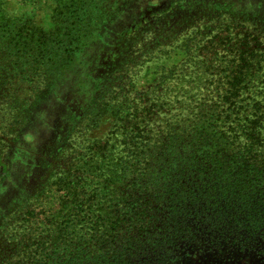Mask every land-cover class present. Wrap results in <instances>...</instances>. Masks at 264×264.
Returning a JSON list of instances; mask_svg holds the SVG:
<instances>
[{"label":"trees","instance_id":"16d2710c","mask_svg":"<svg viewBox=\"0 0 264 264\" xmlns=\"http://www.w3.org/2000/svg\"><path fill=\"white\" fill-rule=\"evenodd\" d=\"M55 3L53 30L21 23L14 46L6 47L15 76L37 92L83 47L94 40L108 44L96 35L104 20L93 0L87 7L71 0L73 10L64 14L62 0ZM256 11L224 21L240 23L233 36L238 63L228 68L227 81L195 84L188 97L155 104L158 112L139 108L133 99L120 101L117 84L97 88L88 120L96 126L102 116H112L107 139H117L122 155L105 169L108 175L92 195L81 196L78 184L68 182L69 197L51 230L16 243L13 264H169L193 251L197 239L243 256L264 249V81L255 83L264 69V21ZM163 109L168 117L160 118ZM162 119L172 121L165 132ZM111 150L113 144L103 148V165ZM85 185L90 188L92 180Z\"/></svg>","mask_w":264,"mask_h":264},{"label":"rangeland","instance_id":"374dc122","mask_svg":"<svg viewBox=\"0 0 264 264\" xmlns=\"http://www.w3.org/2000/svg\"><path fill=\"white\" fill-rule=\"evenodd\" d=\"M93 3L104 20L96 35L108 44L102 46L97 38L83 47L62 74L48 81V88L37 92L33 83L15 76L6 47L14 46L21 23L53 30L58 20L55 0H0V264H13L16 243L41 239L51 230L55 212L69 197L68 182L78 184L75 190L81 196H90L91 188L108 175L105 169L122 155L117 139H107L114 129L112 116H102L96 126L88 120L87 109L99 86L111 89L117 84L120 101L133 99L139 108L158 112L155 104L186 98L195 84L227 81L228 68L238 63L233 36L240 29L238 22L224 24L228 16L243 19L256 8L264 21V0ZM61 7L62 14L74 8L71 0H62ZM83 24L87 21L79 22ZM261 72L255 83L264 81ZM159 117H168L164 109ZM170 122L161 121L164 132ZM108 144L113 150L103 165L101 155ZM87 180H92L90 188ZM197 240L193 251L169 264H264V249L243 256L235 248H213Z\"/></svg>","mask_w":264,"mask_h":264}]
</instances>
